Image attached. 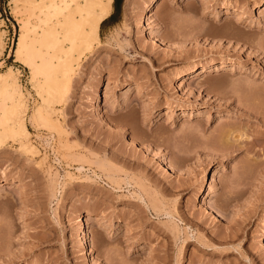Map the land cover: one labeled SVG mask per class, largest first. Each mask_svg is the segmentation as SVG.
I'll return each mask as SVG.
<instances>
[{
  "label": "rangeland",
  "instance_id": "1",
  "mask_svg": "<svg viewBox=\"0 0 264 264\" xmlns=\"http://www.w3.org/2000/svg\"><path fill=\"white\" fill-rule=\"evenodd\" d=\"M12 1L0 72L16 73L37 153L0 124V264H264V105L244 91L264 94V0H161L151 22L152 0L113 2L60 99L16 58L35 3ZM203 65L223 67L187 76ZM48 104L57 126L31 123ZM223 129L229 152L212 144Z\"/></svg>",
  "mask_w": 264,
  "mask_h": 264
},
{
  "label": "bare ground",
  "instance_id": "2",
  "mask_svg": "<svg viewBox=\"0 0 264 264\" xmlns=\"http://www.w3.org/2000/svg\"><path fill=\"white\" fill-rule=\"evenodd\" d=\"M35 1H28L29 3L34 2V5L33 3L30 5L27 2L29 5H27L26 9H29V12L34 6L32 14L35 15V19H33V21L32 18H30L32 15L29 16L28 14L29 17L27 16L28 18L22 20L20 35L14 53L18 60L29 67L32 78H36L39 74L42 75V79L37 81L38 85L36 86H38L40 92H47L46 99L66 97L77 67L81 63L82 56L86 51L92 50L94 46L101 41V23L110 15L114 0ZM12 2H14V0ZM151 2L147 10V22L152 21L154 13L156 10H159L162 5L161 0H152ZM35 7L38 8V11H33L36 10ZM260 8V11H263L264 4L261 5ZM223 12H232V10L225 7ZM156 31L159 33L160 28H157ZM0 45L2 44L0 43ZM77 49L79 50L76 51ZM215 66L216 65H203L199 68L192 67L187 73V76L194 77L197 69H200L199 73H202L208 71L209 67H211L210 70H219L223 67L220 65H217V67ZM246 88L247 90L244 89V91H248V93L246 92V96L249 95L256 100V102H261V104L264 105V94L258 90L257 85L250 83L246 85ZM0 92L5 94L4 96L6 98H4L2 112L0 113V124L4 126L5 131L19 142L20 148H22L24 152L34 155L37 153V149L29 139L30 131L26 126V119L28 118L26 117L28 108L26 97L16 73H14L11 67H9L7 73L0 72ZM54 111L55 108L50 104L38 106L31 116L29 115L31 123H37L39 120H41V122L46 121V123H54ZM259 114L263 115L262 111L257 113V115ZM224 129L219 134H215L212 144L216 146L217 151L225 150L229 152L226 146L228 142H230V139L236 140V135L234 134L235 130H229L230 132H227ZM230 148L231 147H229V149ZM223 153L225 154L224 151ZM162 160L167 168L173 169L172 162L167 156L164 155ZM215 181L216 177L213 175L211 177L209 190L203 197V201L206 202V204H208L209 197L215 194ZM4 185L5 183L3 181L0 187ZM157 206L158 205H156V207Z\"/></svg>",
  "mask_w": 264,
  "mask_h": 264
},
{
  "label": "trees",
  "instance_id": "3",
  "mask_svg": "<svg viewBox=\"0 0 264 264\" xmlns=\"http://www.w3.org/2000/svg\"><path fill=\"white\" fill-rule=\"evenodd\" d=\"M118 1L119 0H114V5H116L117 6V4H118ZM123 0H120V5H121V2H122ZM114 14H111L109 17H112ZM108 17V18H109ZM108 18H106V19H104L103 21H102V23H101V28L103 29V24H104V22L108 19ZM116 21V20H115ZM112 24H114V22L112 23Z\"/></svg>",
  "mask_w": 264,
  "mask_h": 264
},
{
  "label": "crops",
  "instance_id": "4",
  "mask_svg": "<svg viewBox=\"0 0 264 264\" xmlns=\"http://www.w3.org/2000/svg\"><path fill=\"white\" fill-rule=\"evenodd\" d=\"M114 2V1H113ZM111 14V13H110Z\"/></svg>",
  "mask_w": 264,
  "mask_h": 264
}]
</instances>
